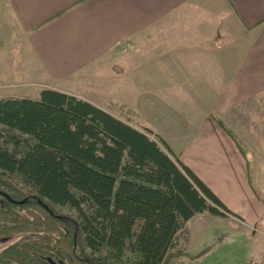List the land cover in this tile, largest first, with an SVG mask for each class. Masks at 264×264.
<instances>
[{
	"label": "crops",
	"instance_id": "crops-1",
	"mask_svg": "<svg viewBox=\"0 0 264 264\" xmlns=\"http://www.w3.org/2000/svg\"><path fill=\"white\" fill-rule=\"evenodd\" d=\"M44 89L122 120L121 107L144 116L143 95H206L177 138L143 118L233 213L196 214L178 248L198 251L189 235L198 217L220 221L205 226V243L264 222L252 175L264 190V0H0V100L39 99Z\"/></svg>",
	"mask_w": 264,
	"mask_h": 264
},
{
	"label": "trees",
	"instance_id": "trees-1",
	"mask_svg": "<svg viewBox=\"0 0 264 264\" xmlns=\"http://www.w3.org/2000/svg\"><path fill=\"white\" fill-rule=\"evenodd\" d=\"M203 212L233 214L153 130L55 89L0 100V264H176Z\"/></svg>",
	"mask_w": 264,
	"mask_h": 264
},
{
	"label": "rangeland",
	"instance_id": "rangeland-1",
	"mask_svg": "<svg viewBox=\"0 0 264 264\" xmlns=\"http://www.w3.org/2000/svg\"><path fill=\"white\" fill-rule=\"evenodd\" d=\"M33 65L36 67L35 64ZM38 78V76L31 77V79ZM35 89L38 88L35 87ZM34 95L35 92L31 93V96ZM143 96L142 100L147 98L148 101V103L144 102V108L143 106L141 108L145 111L144 116L142 115V117L139 112L130 108L121 107L118 110L122 118L141 130L147 128L144 124L146 120L169 138H177L181 128L188 124L185 121L192 117L199 118V112L206 108L205 105L208 103L204 98L206 95L189 91L179 94L165 92L159 95ZM154 96H157L158 99ZM192 105L194 108L189 107ZM252 175L257 191L264 197L263 182L259 183L255 172L252 171ZM61 210L63 213H67L66 209ZM219 222L214 219L206 222L204 217H198L191 221L189 235L193 240V245H196L195 250L198 251L194 254L184 252L177 254L171 259L172 262L176 264H258L256 262L262 261L264 258V222L251 230L243 228L238 234L228 233L227 229L223 228L215 233L211 241L205 243L204 241L207 239L204 233L205 226L207 229L214 230L220 226ZM222 225L225 226L226 222H222ZM187 233L185 228L179 239H185ZM6 242V240H0V249L8 244ZM220 242L223 245H220ZM216 243H219L218 246Z\"/></svg>",
	"mask_w": 264,
	"mask_h": 264
}]
</instances>
